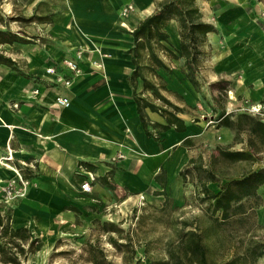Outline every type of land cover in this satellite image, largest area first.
<instances>
[{"label":"crops","instance_id":"crops-1","mask_svg":"<svg viewBox=\"0 0 264 264\" xmlns=\"http://www.w3.org/2000/svg\"><path fill=\"white\" fill-rule=\"evenodd\" d=\"M7 1L0 0V4L8 6ZM159 1L28 0L21 3V13L31 22L15 31L0 24V32L6 33L0 36V158L8 149L13 151L16 163L28 166L23 173L31 183L26 197L1 207L0 214L9 218L11 229L25 228L40 240L38 252L47 249L42 258L37 259L36 252L20 264H50L51 254L58 251L57 243L66 233H89L93 222L112 218L110 212L117 206L122 210L131 204L137 210L139 195L145 197V205H162L166 198L179 200L180 172L192 160L203 166V153L210 154L203 167L224 160L218 152H244L253 158L238 162L248 165L247 173L264 169V143L250 137L248 128L218 126L220 119L207 127L205 122L190 120L184 107L199 106L200 93L178 69L170 81H165L168 73L163 70L157 74L170 91L162 92L163 96L183 110L177 116L185 122L186 131L152 130L158 132L159 141L142 131L128 83L134 68L128 51L133 46L131 32L154 13ZM128 4L135 11L123 19L121 11ZM197 6L203 20L216 31L206 35V54L196 80L229 82L226 95L220 94L223 101L215 100L218 110L211 117L224 113L235 122L237 115L245 114L264 124V119L239 110L244 102L264 108V0H197ZM166 32L169 48L179 56L174 20ZM79 52L83 54L81 74L74 77L62 62L77 61ZM159 55L169 74L171 62L182 65L181 58ZM92 61L100 67L95 68ZM50 67L69 79L70 86L48 76ZM147 76L157 82L151 74ZM136 90L144 98L151 97L141 81ZM60 95L70 100L69 108L55 105ZM146 114L151 123L165 125L159 115L149 110ZM117 155L124 158L112 164ZM89 172L95 180L86 194L80 186ZM12 177V172L0 168V186ZM257 195L264 200V185ZM99 233L103 238L114 234ZM258 260L264 264V255Z\"/></svg>","mask_w":264,"mask_h":264},{"label":"trees","instance_id":"trees-1","mask_svg":"<svg viewBox=\"0 0 264 264\" xmlns=\"http://www.w3.org/2000/svg\"><path fill=\"white\" fill-rule=\"evenodd\" d=\"M155 7L154 13L142 20L131 32L133 46L128 51V54L131 56V64L134 68L128 77V83L132 88V95L142 131L147 138L159 141L158 132L154 134L152 130L167 132L173 128L178 133L186 131L185 122L177 116L178 113H183V110L167 100L162 94V92L169 93L170 91L166 88L164 80L157 74V71L163 70L169 74L170 69L159 55V52L164 58L174 60L181 58V73L194 90L200 93V85L196 77L201 59L206 54L204 41L206 35L214 33L216 29L203 20L200 9L197 6V0H161L156 3ZM20 20L28 23L32 21L31 18H21ZM172 20L178 26L180 37L179 56L169 48L168 43L169 36L166 32V27ZM4 35L6 33L0 32V36ZM149 74L154 76L157 82L148 78L147 75ZM138 81H141L143 91L149 92L151 97L144 98L142 93L137 92ZM214 86L219 88L221 95L223 93L226 95L229 82L218 81L213 84ZM146 110L162 117L165 125L151 123ZM231 118L230 115L220 113L216 119H220L218 126L221 125L227 128L235 126L238 131L248 128L250 137L257 138L260 143H264V124L262 122L254 120L245 114L237 115L235 122H232ZM218 156L232 162L253 159L252 156L244 152H218ZM215 164L213 163L210 168H204L200 164L195 165L192 160L189 166L179 174L183 183H185L188 174L192 171L205 175L204 178L199 180L200 195L202 197L200 202L208 203L212 215L220 213L221 221L224 223L237 214V211L242 208L243 201L253 200L256 206L260 205L262 199L257 195V190L264 185V169H258L254 172L250 171L237 179H223L222 177H217L214 173ZM24 171L25 169H22V173ZM223 180L226 182L223 183ZM209 184H216L217 191H211L208 187ZM171 203V200L166 198L162 210L166 209ZM212 219L215 225H221L222 222L214 219L213 216ZM192 225L186 222L182 223L180 230L175 233L176 237L168 242V258L158 262L152 261L151 264H210L207 257L208 248L203 242L202 234L198 232L197 225L193 229ZM108 227L111 229L110 231L107 230ZM102 230L106 233L119 232L114 225L108 223L102 224ZM174 240L176 241L175 244H173ZM41 247V241L33 238L27 229H11L9 218L2 217L0 214L1 264H20L29 255L38 252ZM145 252L147 253V248ZM263 255L264 245L257 244L246 250V254L243 257L251 258V264H254ZM239 260L232 259L222 264H240Z\"/></svg>","mask_w":264,"mask_h":264},{"label":"rangeland","instance_id":"rangeland-1","mask_svg":"<svg viewBox=\"0 0 264 264\" xmlns=\"http://www.w3.org/2000/svg\"><path fill=\"white\" fill-rule=\"evenodd\" d=\"M27 2L28 0H9L8 6L2 2L0 24L11 31L27 25L28 22L15 23L21 18L25 19L21 13V3L24 5ZM170 67L171 74L164 76L165 81H170L176 70L180 72L181 69L180 63L178 65L175 62H171ZM198 83L200 85L199 106L184 108L191 115L188 117L193 123L204 124L205 122L206 127L213 126L212 122L216 121L218 116L216 115L214 119L211 117L215 115L214 110H218L215 109V100L221 103L223 99L219 88L213 87L214 83H210L208 79L201 80L199 77ZM227 97L229 98V94ZM203 154L204 166L210 154ZM248 170V165L244 163L220 160L214 168V173L219 178L237 179L245 175ZM204 176L203 173L190 172L185 183L182 181L180 189L182 197L179 200H171L172 203L166 209L162 210L163 203L162 205L146 203L140 211H133L135 207L131 204L124 205L120 210V205V209L117 206L110 212V214L114 213L112 218L109 217L99 223L93 222L89 233L86 232L84 235L72 231L66 233L57 243L58 251L51 254L50 264H151L152 261L165 260L169 253L168 242L176 237L175 233L180 230L184 222L193 224L192 229L197 225V230L202 234L203 242L208 248L207 257L210 264H222L232 259H240V264H251V258L245 257V259L243 256L252 246L264 245V200L259 206H256L253 200L243 201L242 208L237 211V214L223 223L220 213L212 215L208 203L200 202L202 197L199 180ZM208 187L213 192L217 191L216 184H210ZM3 206L7 205L0 197V208ZM106 214L108 215V213L104 215ZM212 216L222 222L220 226L215 225ZM104 223L114 225L119 232L104 238L100 237L99 231L102 230L101 225ZM75 224L82 225L78 221ZM107 230L111 229L108 227ZM175 240L173 244L176 243ZM258 261L254 264H258Z\"/></svg>","mask_w":264,"mask_h":264},{"label":"built area","instance_id":"built-area-1","mask_svg":"<svg viewBox=\"0 0 264 264\" xmlns=\"http://www.w3.org/2000/svg\"><path fill=\"white\" fill-rule=\"evenodd\" d=\"M134 11L135 9L132 4L125 5L121 11V17L123 19H127L132 13H134ZM82 55V52L77 53V61L73 59H65L62 62L63 68L74 77H77L81 74L79 61H81ZM91 63L95 68L100 67V64L97 61H92ZM46 74L48 76L54 77L57 84H62L64 87L70 86V80L61 76V74L58 73L57 68L55 67L48 68L46 70ZM37 93L38 91H34V94ZM230 97L231 96L229 95V99H231ZM55 105L60 109H66L70 107V100L66 96L60 95L56 97ZM15 107L17 108V106ZM239 110L250 116L264 119V108L262 105H249L247 102H244V106H241ZM123 158V156L117 155L116 157L112 158L111 163L114 164L116 162H119ZM27 167L28 166L25 163H16L14 152L10 149H8L6 156L0 158V168L13 173V177L5 181L4 184L0 186L2 200L6 205L15 200L23 199L26 197L31 183L29 180L25 179L22 173V169ZM94 180V175L90 172L87 173V181L80 186L81 191L83 193L89 194L91 192V183ZM145 201V197L139 195L137 208H143L145 206Z\"/></svg>","mask_w":264,"mask_h":264},{"label":"bare ground","instance_id":"bare-ground-1","mask_svg":"<svg viewBox=\"0 0 264 264\" xmlns=\"http://www.w3.org/2000/svg\"><path fill=\"white\" fill-rule=\"evenodd\" d=\"M2 179H3V178H2ZM46 252H47V249H44V250L38 252V253L36 254V258H37V259L42 258L43 256L46 255Z\"/></svg>","mask_w":264,"mask_h":264}]
</instances>
